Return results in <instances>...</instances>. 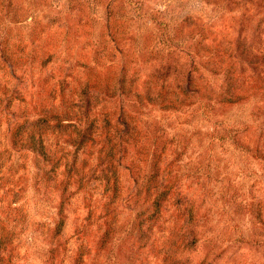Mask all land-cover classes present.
I'll return each instance as SVG.
<instances>
[{"label":"rangeland","instance_id":"rangeland-1","mask_svg":"<svg viewBox=\"0 0 264 264\" xmlns=\"http://www.w3.org/2000/svg\"><path fill=\"white\" fill-rule=\"evenodd\" d=\"M257 4L0 0V264H264ZM246 40L259 76L238 73ZM188 73L202 94L235 76L241 97L207 95L205 107L193 97L175 109L146 102ZM119 118L141 132L135 141L130 128L121 149ZM167 171L181 205L170 192L155 222L152 187ZM190 201L196 235L182 213Z\"/></svg>","mask_w":264,"mask_h":264},{"label":"trees","instance_id":"trees-1","mask_svg":"<svg viewBox=\"0 0 264 264\" xmlns=\"http://www.w3.org/2000/svg\"><path fill=\"white\" fill-rule=\"evenodd\" d=\"M232 2H234V4H237V6H241V8L244 6L246 7V2L247 0H232ZM250 2L252 3V5L256 6L257 4V0H250ZM256 11V10H255ZM257 13L253 12L252 16H249L248 19H250L251 17L256 18ZM243 24V19L240 21ZM244 26V25H243ZM262 30H258V34H260ZM245 36V35H244ZM247 41V40H246ZM243 42V41H242ZM251 47V44L248 43L247 41V46H246V52L247 53H243V51H241L238 55L239 61L238 63L240 64V68L241 71L238 73H243L245 70V67H247L249 70H251L254 73H257V76H259V73L261 70L258 69V66L260 64L261 61L258 62V58L257 54L253 53L252 50H250L249 48ZM224 58H220L218 60H215L219 66L218 68L221 67V64L223 62ZM214 60L211 61V63H215ZM228 78V77H227ZM249 78H252V76L250 75ZM239 81L240 79H238L237 77L233 76V77H229V81H227V87L224 89L222 86L219 88V91L217 92H213L212 90H208L209 94H206L207 92L204 91V94L201 93L198 85L194 84V77L190 76L189 73L186 74V76H184L180 82L179 85H177V90H174V92H172V94L169 91H166V93H163L162 90H157L155 91H151L147 94H145L146 96V102L147 103H156L159 104L163 109L166 108H172L175 109L179 106L182 105H188L189 102H187V100L191 99L194 97V99H197V101L200 102V104L204 106V101L202 100L203 97L207 96L206 99H213L217 102L220 103H231L234 101H237L240 99L241 97V91H240V85H239ZM233 83V85H232ZM233 86V87H232ZM206 90V88H205ZM168 93V94H167ZM138 97V96H137ZM143 104V103H142ZM140 104V105H142ZM125 115V112L123 111V113ZM126 116V115H125ZM129 119H133L134 115L132 114H128ZM120 121L116 124V133H117V139H119V142L117 144L118 148L121 149V141H120V137L123 136L124 134H127L129 132V136H132L130 133V128L132 130L133 133H135V137L133 136V138L135 139V141L137 139L140 138V131H137L134 125L130 126V123L127 121V119H121L119 118ZM225 134H222V136H220V138L222 139H226L225 136H223ZM143 142V141H142ZM139 152L142 153L143 156H147L149 154V147L145 146V142L142 145H139L138 148ZM156 148L153 149L152 152V170L150 171L151 173L149 174L151 176V174H157L158 175V161L159 158L161 157V152L159 154H156ZM108 165V163H106ZM131 164L134 166L136 164L135 159H133L131 161ZM110 166V165H109ZM107 174L109 171H106ZM153 176V175H152ZM175 175L173 173H171L170 171H167L166 173H162L161 177H160V181H156V183L153 185V192L155 194V197L153 199V201L151 202V213L149 214L148 218H153L155 219V222L157 220V218L160 216V210L162 209V206H164L163 202L161 200H166L168 197L167 194H169L170 192H173V196L175 197V201L172 202L174 205L178 204L181 205L180 200H179V195H180V188L176 187L174 185L175 181ZM161 199V200H160ZM190 204H188L187 207H184V210H182V213H186V217H187V226L189 227V231L190 233H194L196 235L197 230L193 229L194 226H192V221H189L190 219H192V217H196V213L194 214L192 212L193 206H192V201L188 202ZM179 205H177L176 207L178 208ZM196 226H198L196 224ZM195 226V228H196ZM106 234V232H105ZM187 243V242H186ZM185 243V244H186Z\"/></svg>","mask_w":264,"mask_h":264}]
</instances>
